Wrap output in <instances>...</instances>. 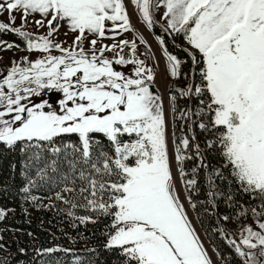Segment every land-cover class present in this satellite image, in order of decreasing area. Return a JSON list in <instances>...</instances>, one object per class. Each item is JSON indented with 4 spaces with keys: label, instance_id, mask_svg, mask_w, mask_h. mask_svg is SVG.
<instances>
[{
    "label": "snow or ice",
    "instance_id": "6c2138e0",
    "mask_svg": "<svg viewBox=\"0 0 264 264\" xmlns=\"http://www.w3.org/2000/svg\"><path fill=\"white\" fill-rule=\"evenodd\" d=\"M131 3L149 29L156 23L153 11L162 8L165 31L186 42L183 51L190 67L199 68V84L195 71L182 73L184 61L168 51L163 37H156L170 77L178 81L183 75L186 81L168 86L173 127L180 119L181 132L192 133L195 116L199 129L208 134L204 148L192 143L194 135L177 137L173 132L170 156L164 101L151 91L155 73L138 58L135 41L96 47L103 39L132 30L125 0H0V15L8 14V22H0V33L23 38L29 53H47L34 61L24 57L23 65L13 61L0 77V145L20 153L21 175L29 171L21 189L25 199L36 203L30 189L38 181H51L62 186L55 198L70 205V216L75 215L71 209L79 207L111 217L104 247L118 251L119 264H212L179 198L173 162L189 192L197 189L200 170L206 173L208 205L215 208L217 198L223 197L246 215L235 194L258 196L260 211H250L264 217V0ZM16 13L21 25L39 15L42 19L34 22L39 27L46 23L47 35L13 27ZM61 27L68 30L65 36L74 34L71 47L53 39ZM0 47L19 46L0 40ZM52 49L60 55L51 54ZM106 52L114 57H106ZM114 65H132L131 75ZM177 94L189 103L197 100L195 110L178 109ZM206 153L217 154L216 165ZM192 159L197 163L188 178L185 161ZM11 167L15 170L16 164ZM217 181L227 191L220 190ZM187 198L195 209L191 195ZM6 214L0 209V221ZM78 219L96 222L91 216ZM258 228L244 227L238 242L229 241L243 264H264V221ZM57 251L68 250L49 248L43 254Z\"/></svg>",
    "mask_w": 264,
    "mask_h": 264
},
{
    "label": "trees",
    "instance_id": "16d2710c",
    "mask_svg": "<svg viewBox=\"0 0 264 264\" xmlns=\"http://www.w3.org/2000/svg\"><path fill=\"white\" fill-rule=\"evenodd\" d=\"M152 32L156 37H163L168 51L184 61L182 73L195 71L194 81L199 84V68L190 67L191 61L183 51L182 45L185 43L183 37H176L175 34L169 35L157 22L154 23ZM0 40L26 48L23 38L12 32L0 33ZM52 95L50 93L45 98L52 97ZM177 97L178 109L196 105L197 100L195 99L189 103L187 99L180 98L178 94ZM178 114L179 111L177 117ZM196 119L194 116L192 133H188L186 129L182 133L180 125L184 121L176 119L175 127H173L171 117V138L173 132L177 137L184 134L191 138L194 135L196 139L192 143H199L203 149L208 134L199 129ZM185 151L194 157V152ZM205 155L213 166L216 165L217 160L214 158L216 153ZM195 161V159L185 161L188 178H191V169L195 167ZM13 163L16 164L15 170L11 167ZM21 169L20 153L9 151L0 145V209L7 210L5 218L0 221V238H2L0 244L4 245L0 250V264H74L77 259L79 264H119L118 251L107 250L104 247L105 232L107 226L111 224V217H97L91 211L79 207L71 209L75 215L70 216L68 214L70 205L55 198L62 186L58 187L51 181H38L36 187L30 189V194L37 197L36 203H33L31 199H25L26 194L21 189L27 183L29 171L25 170V175H21ZM32 178H35L34 170ZM197 184V189L191 192L184 188L183 183L182 186L186 198L191 195V202L196 204V208L193 209L187 198L201 233L220 264H243V258L236 254L234 246H231L229 241L235 239L238 242L242 229L250 227L251 221H257V223L264 221V217L253 216L250 211L252 208L260 211L261 199L248 194H235L238 205H242L247 212L246 215H240V207H230L223 197L217 198L215 208L206 203L208 199L206 195L207 176L203 170L197 174ZM217 184L220 190L227 191L224 183L217 181ZM68 198L71 199V196ZM201 201L205 203L202 204ZM81 216H91L96 222L81 223L78 219ZM224 216L229 218L224 220L222 219ZM221 229L224 231L221 232ZM49 248L68 251L43 254L44 250Z\"/></svg>",
    "mask_w": 264,
    "mask_h": 264
},
{
    "label": "rangeland",
    "instance_id": "374dc122",
    "mask_svg": "<svg viewBox=\"0 0 264 264\" xmlns=\"http://www.w3.org/2000/svg\"><path fill=\"white\" fill-rule=\"evenodd\" d=\"M125 3H126L127 11L130 14V23L132 25V30L127 31V32H122L121 34L115 36L114 39L113 38L103 39L98 42L96 47L99 48L101 44L111 46L113 43H117L121 40H128L129 42H132V41L136 42L137 49H138L137 51L138 58L144 60L145 63L149 67H151L155 73V79H154V82L152 83L151 91H153V93L155 94L160 95L164 101L165 115H166V119L168 120V132H169L168 149H169L170 156H172L174 153V144L171 138V113L169 110L168 86L169 85L183 86L186 83V81L184 80L183 75L181 79L178 81L173 80L170 77L167 71V61L163 56V49L161 48L159 42L156 40V36L153 34L152 29L147 28L145 23L140 19L139 13L135 5L131 3V0H125ZM162 13H163V9L157 8L153 11V16H154V20L165 29L166 22L161 19ZM16 16H17V19L13 27H22V30L30 32L36 36L47 35V30H48L47 24L45 23L44 27H39L34 22L36 19H42L39 15L33 14V16L29 17L28 23L23 24V25H21L19 13H16ZM7 17H8V14L6 12L3 15H0V22L7 23L8 22ZM109 26H110V22H109ZM66 31H68L67 28L61 27L59 29V33L55 35L53 39L55 40V42H60L63 47H71L74 34H72L71 32H68V35L65 36L64 33ZM107 35L111 36L112 34L108 33ZM140 37H143L146 43L142 44L139 39ZM89 39H92V37H89ZM11 44H14V43H11ZM84 46L86 49L89 48L87 41H85ZM182 46L184 48L187 47L186 42ZM51 54L60 55V53L55 49H52ZM124 54L126 56L129 54L128 48L124 49ZM44 55H47V53H38V52L29 53L26 50V48L13 47L11 50H4L2 47H0V77H2L3 75L7 73L13 61H15L16 63L20 65H23L24 57H28L30 60L34 61L35 59L42 58ZM105 56L108 58H113L114 54L111 52H106ZM114 68L118 71L124 72L126 75H131L133 66L132 65H127V66L114 65ZM197 103L198 101L196 102V104ZM193 109L195 110L194 107ZM194 163L196 164L197 161H195ZM172 171H173V175L176 174L178 178V183L175 182V186H176L179 198L183 202L184 207L187 210L188 217L197 235L199 236V239L201 243L203 244L204 249L207 251L209 258L212 261V264H220L219 260L214 255V252L210 248L208 242L206 241L205 237L201 233L193 217L188 200L184 194V189L180 181L177 167L174 162H173ZM249 224H250L249 226L252 227L254 231H260V229L258 228L257 221H251ZM2 249L3 248H0V250Z\"/></svg>",
    "mask_w": 264,
    "mask_h": 264
},
{
    "label": "bare ground",
    "instance_id": "6f19581e",
    "mask_svg": "<svg viewBox=\"0 0 264 264\" xmlns=\"http://www.w3.org/2000/svg\"><path fill=\"white\" fill-rule=\"evenodd\" d=\"M174 176L176 177V181H175V182H177V183H178V178H177V175L175 174Z\"/></svg>",
    "mask_w": 264,
    "mask_h": 264
}]
</instances>
